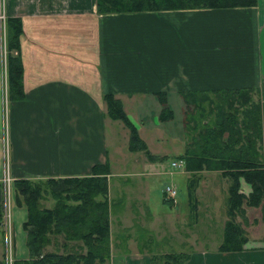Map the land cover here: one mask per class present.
<instances>
[{"label":"crops","instance_id":"crops-1","mask_svg":"<svg viewBox=\"0 0 264 264\" xmlns=\"http://www.w3.org/2000/svg\"><path fill=\"white\" fill-rule=\"evenodd\" d=\"M18 19L23 22L21 35L9 47V38L15 35L8 34V22ZM9 58L21 65L23 73L21 86L15 87L14 92L8 78ZM243 89L257 95V102L263 108L264 128V0L249 8L116 14H100L98 0H0V205L3 212L5 181L12 182L10 229L5 232L0 228V264H28L32 259L25 228L28 206L19 201L18 208L16 199L21 194L15 192L17 176L18 182L28 180L32 184L84 179L94 176L95 167L110 162V186L115 174L109 145L118 148L116 134L120 136L118 129H123L130 149L131 133L126 124L108 116V96L114 95L122 101L143 141L158 157L150 160L144 152H139L140 156L129 162L135 166L133 172L144 177L140 180L143 181L168 173L165 168L168 158L156 154L152 146L155 141L165 140V136H158L163 123L159 116L164 109L159 94H168V106L175 112V120L164 123L171 125L169 130L182 132L183 129L174 125L180 120L183 123L184 94ZM262 141L264 156V136ZM187 149L178 151L175 157L184 155ZM187 173L186 177L177 175L186 184L187 202L181 200L179 193L177 200H171L165 192L170 185L162 193L164 205L170 204L174 210H167L165 215H170L175 235L180 236V221L188 227L195 219L192 204L195 196L191 191L196 178L206 176L211 197L206 201L207 212L212 216L221 212L225 220L217 223L224 227L222 231L218 229L216 238L212 236L215 232L208 228L211 234L208 246L211 241L214 248L196 250L194 228L193 238L188 234L186 241H181L179 247L183 253L186 249L190 251L189 244L193 247L192 252L186 253L188 263L264 264V236H259L261 232L253 226L261 219L263 223L259 227L264 232V204L257 208L244 204L245 211L237 220L244 225L249 240L243 251L224 252L221 245L226 240L228 190L232 181L222 176L221 171ZM217 176L225 186L218 190L219 194L214 185ZM240 181L241 193L250 196L252 185L244 178ZM110 188L111 212L119 204L122 210L134 213L143 209L152 222L163 225L159 216L151 215L153 211L145 202L134 211L137 207L130 192L128 197L124 193L121 203H116ZM220 194L224 196L221 201ZM142 199L146 201L145 194ZM56 206L57 201L46 209ZM173 213L175 217H171ZM110 225L111 261L151 264L152 255L138 244L141 239L134 234L135 224L126 225V237L115 234L112 217ZM52 240L46 252L65 254L83 248L82 242L73 243L56 236Z\"/></svg>","mask_w":264,"mask_h":264},{"label":"trees","instance_id":"trees-1","mask_svg":"<svg viewBox=\"0 0 264 264\" xmlns=\"http://www.w3.org/2000/svg\"><path fill=\"white\" fill-rule=\"evenodd\" d=\"M258 5L259 0H98L100 14L211 8L233 9ZM22 25L23 22L19 19L8 22V34L15 35L12 41L9 38V47L20 37ZM7 62L10 88L20 87L23 77L21 65L13 60L12 66L10 58ZM214 95L218 96L219 102H213ZM227 95L229 97L224 100ZM158 96L161 105L164 106L159 119L163 123L173 122L175 112L168 106V94L162 93ZM183 96L184 103L188 107L186 125L190 126L192 121H197L196 117L190 116L192 108L193 110L201 109L193 114H199L202 121L200 120V124L198 118V126L194 130L199 133L193 138L184 155H179L178 158L186 162L188 172H196L198 175L204 170L221 171L222 176L231 179L232 184L228 190L229 199L227 201L229 211L225 230L226 240L221 245V250L224 252L243 251L249 237L243 228L244 225L239 223L237 218L242 211H245L244 204L250 208L263 207L264 204V156L261 153L264 136L262 105L254 102V93L244 89L225 92L219 90L191 92ZM106 103L109 108L108 116L128 126L131 133L129 142L131 152H144L150 160H158V157L152 154L149 146L143 141L137 126L129 119L122 101L110 95ZM204 103L211 106L207 107ZM237 103L242 104L235 113H232ZM215 104L218 107L214 109ZM208 113L214 114L215 121L211 122L205 118ZM199 126L202 129H198ZM163 158L167 159L168 156ZM110 167V162L106 165L101 164L94 168V176L84 179L50 180L45 184L41 182L32 184L28 180L15 182V192L17 194L18 189V194H21L17 197V202L20 201L21 204L28 206L29 219L26 221L25 228L28 231V248L32 258L28 264H111L110 218L112 212L109 199L111 188L108 181L112 175ZM241 178L252 185L250 196L241 193ZM197 184H199L198 180ZM45 186L54 190V200L57 201V206L51 209H42L41 202L46 194L43 189ZM194 189H197V186H194L191 191L195 196L196 190ZM196 206L199 209L198 205ZM1 210L2 205H0V214ZM63 235L69 242H82V251L78 249L77 252H66L65 254L55 251L46 252L48 246L53 243L52 237ZM164 259L167 264L180 263L178 257L173 254L165 256Z\"/></svg>","mask_w":264,"mask_h":264},{"label":"rangeland","instance_id":"rangeland-1","mask_svg":"<svg viewBox=\"0 0 264 264\" xmlns=\"http://www.w3.org/2000/svg\"><path fill=\"white\" fill-rule=\"evenodd\" d=\"M228 97L229 95H227L224 98V100L227 99ZM256 97L254 94V97H253L254 102H257ZM214 101L216 103L219 102L217 95L216 96L214 95L213 102ZM204 104L207 107L211 106L210 104H206V103ZM241 104L242 103L240 104L237 103L232 113H235V111L238 108H240ZM224 106L227 107L226 104H224ZM217 107L218 106L216 105L214 109ZM198 110H201V109L193 110L192 108V114L190 116L196 117L197 121L196 122L192 121L191 125L187 126L186 125V119H187L186 115L188 113V107L184 105V112L182 113L183 123H182V120H180L178 122L179 123L178 125H174L176 129L177 128L183 129L182 132H175V131L169 130V127L171 125L167 123H164V124L162 123V126H160L161 133L158 134V136L160 135L161 137L165 136V140L164 142H160V143H156L155 141L152 144V146L156 154L168 155V159L166 160L168 161V163L165 164V168L167 169L166 171H168V173L163 174L162 177L157 178L156 176V177H153V179L146 178L143 181H140L141 178H144V177L141 174L136 175L135 172H133L134 171L133 168H135V166L134 165L131 166L129 164V162L139 157L140 153L131 154V150L127 146L128 137H127V134L123 132V129H118L120 136L116 134L115 144L118 148L116 149L112 147L111 145H109L110 152H111L110 158L113 163L112 171L115 174L114 179L112 180L110 184V186H112L113 199L116 200V203L118 201L121 203L123 199H125L123 198L124 193L128 197V192H130L129 194L131 195V198L135 202L134 203L135 207H137L136 209H134V211H136L137 209H139V207H141V204H142L141 202H145L148 205V207H150V210L153 211L151 215L153 217L159 216L161 223H163L162 225L159 223L157 224V223L152 222V220L149 219L150 217L149 214L144 213L143 209H141V213H134L133 211H127V209L122 210L119 207L120 204L115 205L114 209L112 208V212H113L112 220H114L115 230H116L115 234L118 236L120 235V237L122 236L126 237L128 236V232H127L128 230L125 229L126 225H129L132 223L135 224L136 230H134V234L141 239L140 243L138 242V244L140 245V248L144 247L146 251L150 253V255H152L151 264H154V263L155 264H167V261L166 259H164V257L169 254H173L178 257V261L180 262L178 264H190L188 263L189 261L186 260L187 258L186 253L192 252L193 247H191V244H189L188 247L190 251H188L186 247L185 248L186 253H183L182 247H179L180 246L179 244L184 239L186 241V239L188 238V234L190 238H193V234L191 233V230L194 228V234H196L194 235L196 237L195 240H197L195 241V245H194L195 249L199 251H205V250L207 251L206 249L207 247L214 248L211 241H209L210 246H208V240H211V234H208V228L211 227V232L212 231L215 232V234H212V236L216 238L219 235V233H217L218 229L221 228L220 231H222L224 227L223 225L222 226L218 225L219 223L221 224L223 221H225L223 218V215H221V212L213 216L207 212L208 210L206 208V201L208 198H211V197L208 191L209 188L207 187L206 176H204L203 179L202 177L197 179L199 181V184H200V180L202 179L203 183L200 185L199 184L196 185L197 180L195 179V182H194L195 186H197V189H200V191L198 192L200 195V199L198 198L197 189H194L196 190L195 191L196 199L193 201L192 204H194V208H195V213H194L195 219L189 222L188 227H186L185 223L183 224L180 221V228H179L180 236L179 235L177 236L174 233L175 228H173V225L170 222L171 221L169 219L170 215L168 214L165 215V212L167 210L174 211L171 208L170 204L164 205V197L162 193L166 190V187L168 185H171L173 187L177 186V188L179 189L178 193H179V196L181 197V200H184L185 202H187V199H188L186 184L181 182L180 179L178 180V177L180 176L179 174H183L184 176L183 175L181 176L186 177V175H188L187 173L188 170H186V167L184 168V170L175 169L172 166V164L175 161L177 162L179 161L178 160L179 158L175 157L178 151L184 150V148L185 149L188 148L190 143L193 141V138L196 137V135L199 133V131L194 130V128L198 126L199 114L198 115L193 114V112L194 113L199 112ZM205 118L206 119L208 118L209 121L213 122L215 121L216 117H214V114L208 113L205 116ZM200 120L202 121V119L199 118V123L201 124ZM198 129H202V128H200L199 126ZM126 130L128 132L127 128ZM178 135L180 137H178ZM165 155L163 156L165 157ZM220 178L221 177L217 176V178L214 179L215 190L217 191L218 194H219L218 190L220 188L222 189L225 188L224 183L223 181H221ZM140 183L143 186H140L139 185ZM134 186H137V187L135 188ZM43 189L46 194H44L45 200L43 199L41 202L42 209H46V207L48 208V207H51L52 205L53 206L56 205V201L54 200L53 195H52L54 190L49 187L46 188V186L43 187ZM11 191H12V185H11ZM144 194L146 197V201L142 199ZM6 195L8 196V194ZM223 197L224 196L221 194L218 195V199L220 201ZM11 198H12V192H11ZM136 202L138 204H136ZM196 205H198L199 209H197ZM6 206H7V210H5L4 212L3 210H1L0 218H2L3 215L7 216L8 214H10L9 202L7 203ZM171 215H172L171 217L176 216V214L174 213ZM132 219H134V222L132 221ZM262 223L260 219L258 223L253 225L254 227H258L259 232H261L259 236H264V232H262L261 230L262 227H259L261 226ZM221 235H223L222 232H221ZM60 238L65 239L64 235L61 236ZM74 252H77V250H75ZM110 263L117 264L118 262L115 263L113 261H110ZM7 264H10V263L7 262ZM192 264H199V263L195 261Z\"/></svg>","mask_w":264,"mask_h":264},{"label":"built area","instance_id":"built-area-1","mask_svg":"<svg viewBox=\"0 0 264 264\" xmlns=\"http://www.w3.org/2000/svg\"><path fill=\"white\" fill-rule=\"evenodd\" d=\"M1 19H4V16L1 17ZM186 162L183 160H179L178 162H175L174 164H172V166L175 169H180V170H184V168L186 167ZM11 185L12 182L9 179H6L5 181V201H4V211L7 210V203L10 201V197H11ZM178 189L176 187L173 186H168L167 190L165 191L167 193V195L169 197H171V200H177L178 198ZM8 194V196L6 195ZM9 211V210H8ZM1 224H0V228L4 229V231L6 232L7 229H10V214H8L7 216L3 215L2 220H1Z\"/></svg>","mask_w":264,"mask_h":264}]
</instances>
